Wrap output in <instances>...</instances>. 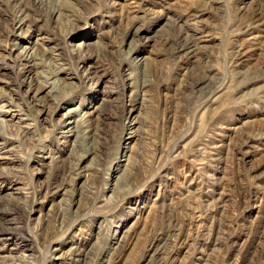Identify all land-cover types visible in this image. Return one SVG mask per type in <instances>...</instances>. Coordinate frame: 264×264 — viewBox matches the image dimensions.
Listing matches in <instances>:
<instances>
[{
  "label": "rangeland",
  "instance_id": "obj_1",
  "mask_svg": "<svg viewBox=\"0 0 264 264\" xmlns=\"http://www.w3.org/2000/svg\"><path fill=\"white\" fill-rule=\"evenodd\" d=\"M6 4L0 264H264V0Z\"/></svg>",
  "mask_w": 264,
  "mask_h": 264
},
{
  "label": "bare ground",
  "instance_id": "obj_2",
  "mask_svg": "<svg viewBox=\"0 0 264 264\" xmlns=\"http://www.w3.org/2000/svg\"><path fill=\"white\" fill-rule=\"evenodd\" d=\"M9 3V4H8ZM6 8L9 9V17L6 25H17L16 27H18L17 31L21 32L24 31L25 33H27L29 26L28 24H30V20L28 18V15L25 13L24 11V7L22 6V0H7V4H6ZM58 10V8H57ZM55 11H53L54 13ZM18 14V15H17ZM18 16V17H16ZM46 16V15H45ZM32 22V21H31ZM27 28V30H26ZM25 29V30H24ZM170 36V35H169ZM171 37L173 38V44H171L172 46V51L174 53L180 54V53H184L185 55L187 54H193L194 49H195V42L194 40H192V38H189L188 36H183L181 34V32H175L173 35H171ZM184 56V55H183ZM25 59V58H24ZM23 59V60H24ZM43 89L40 88L39 86L36 85H31L29 86V96L31 98H34L39 92H41ZM93 114L90 113L88 115V118H92ZM57 176V175H56ZM62 176V175H61ZM58 179H54V181L57 182ZM64 178L62 177V183H60L59 186L57 187V190L62 186V184H64ZM24 208V205L20 206V205H8V204H4L0 202V213L4 211H7V213L9 215H17L19 213V211L21 209ZM60 218V216H59ZM8 230V228L4 225L0 223V232L2 231H6ZM155 263L153 264H159L160 261H154Z\"/></svg>",
  "mask_w": 264,
  "mask_h": 264
}]
</instances>
